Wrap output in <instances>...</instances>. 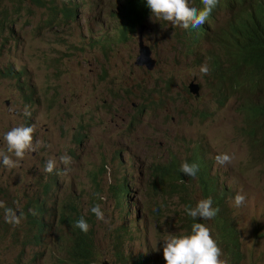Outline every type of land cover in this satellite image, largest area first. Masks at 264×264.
<instances>
[{"label":"rangeland","instance_id":"1","mask_svg":"<svg viewBox=\"0 0 264 264\" xmlns=\"http://www.w3.org/2000/svg\"><path fill=\"white\" fill-rule=\"evenodd\" d=\"M68 1L77 9L74 18L64 14ZM120 6L118 0H0V153H7L3 137L13 127H34L40 142L17 168L0 161V264H66L71 231L60 212L70 204L93 218V264H133L123 263L115 248L120 233L128 255L167 264L164 240L182 233L179 200L155 189L149 170L171 156L183 163L194 151L207 155L231 190L242 264H264V170L251 163L257 154L241 132L242 98L219 106V80L208 63L219 51L215 33L230 13L223 8L208 35L187 44L188 35L179 41L181 27L151 14L144 34L155 60L149 71L136 65L138 32L120 36ZM205 63L207 75L200 72ZM192 81L201 87L198 99L189 92ZM222 153L230 163H217ZM64 155L70 164L60 160ZM50 159L56 162L52 173L44 171ZM124 177L133 194L119 205L113 187ZM237 194L245 197L239 207ZM42 203L46 230L36 243L30 238L40 237ZM96 205L104 221L92 213ZM6 208L23 214L19 225L6 221ZM221 259L227 264L224 254Z\"/></svg>","mask_w":264,"mask_h":264},{"label":"trees","instance_id":"2","mask_svg":"<svg viewBox=\"0 0 264 264\" xmlns=\"http://www.w3.org/2000/svg\"><path fill=\"white\" fill-rule=\"evenodd\" d=\"M119 1L121 2L117 15L119 33L122 39H126L129 35H134L140 25L148 22L152 12L147 7L146 0ZM193 6L198 9L204 7L202 0H194ZM223 8L230 13V17L213 38L219 51L208 56V63L212 67L211 75L219 80L216 100L222 107L232 97L242 98L240 108L243 112L244 127L241 132L249 139L247 143L250 150L257 154L251 159V163L261 164L264 170V0H219L207 19L209 22L206 21L198 28L182 29L179 41L181 36L187 38L188 35L189 40L184 44L192 41L199 43L204 35H208L210 23L215 22V15ZM63 11L67 18H74L77 14V9L70 1ZM187 162L199 165L195 177L183 174L180 170L182 161L179 162L173 156L169 163L155 164L152 170L154 188L179 200L180 209L177 219L182 231L181 235L190 234L193 223L209 225L211 231H214V239L227 259V264H242L245 256L237 221L229 209L230 191L223 183L220 184L218 177L213 176L212 166L207 160L189 155ZM127 178L124 177L113 187L119 205L128 203L133 194L131 182L127 183ZM50 188L49 185L48 189ZM196 194L200 200L212 198L213 207L219 209L213 219L194 220L187 214L186 208L195 207L199 202L195 197ZM61 211L62 222L69 226L71 231L70 244L66 250V264H93L96 255L93 218L82 214L81 210L71 204L63 206ZM44 213V205L39 204L37 206V214L40 215L37 220L39 234L43 232ZM81 217L90 225L88 233L75 227ZM126 232H129V229H126ZM41 240L42 237L37 235L30 238V241L36 243H40ZM125 244V234L120 233L115 248L123 263L132 259L133 264H149L147 258L128 255Z\"/></svg>","mask_w":264,"mask_h":264},{"label":"clouds","instance_id":"3","mask_svg":"<svg viewBox=\"0 0 264 264\" xmlns=\"http://www.w3.org/2000/svg\"><path fill=\"white\" fill-rule=\"evenodd\" d=\"M146 2H147V7L151 10L153 16H155L158 20L168 21L173 26H178L181 27L182 29L187 30L189 28H193V29L198 28L201 25H203L207 21L212 10L218 5L219 0H202V3L204 5L203 9H198L194 6H190L189 0H146ZM143 25H145L148 29H150L145 22L144 24L138 27L137 32L139 31V28ZM138 42H139V38H138ZM151 57H152V52H151ZM200 72L205 75L209 74L210 69L207 63H205L200 67ZM189 85H188V89H189ZM190 94L192 93L190 92ZM200 95H201V87H200ZM25 115L31 116V113L26 110ZM34 131H35L34 127L31 126H18V127H13L10 131L5 133L3 139L7 143V153H0V161H2V164L5 167L9 169L19 167L20 162L24 159L27 153H34L38 150V148L40 147V142L34 140ZM191 156L193 158H200L203 160H207L212 166L213 176L218 177L220 184L221 183L224 184V181L221 179L220 173L218 171L213 170L214 163L207 158V155L198 151H194L191 154ZM187 158L188 157L183 159V164L181 165L180 170L183 174L189 177H195L199 171V165L195 163L189 164L187 162ZM215 159L217 163L224 165L230 163L232 157L227 153H222L217 155ZM60 160L65 165L71 163V157L68 155L61 156ZM154 165L155 164H153L152 169L149 170L150 174H152ZM55 168H56V162L50 159L47 161L44 171L48 173H52L55 170ZM128 178H127V183L130 181L128 180ZM51 182L55 183V181H51ZM47 184L51 186L49 182ZM228 190L230 191L228 195L229 209L232 212L230 206L231 190L230 189ZM195 197L199 201L196 204V206L186 208L187 214L190 217H192L194 220L198 218H201L202 220H211L218 214L219 209L213 207V200L211 197L203 200H200V197L197 194L195 195ZM100 199L103 200L104 197L101 196ZM234 199H235V205L237 207L243 205L245 202V197L240 194H237ZM42 204L44 205L45 213L42 216L44 227H43V232L40 234V236L43 238V235L46 230V223L44 219L47 213V209L45 207V203ZM0 206H3L2 202H0ZM91 211L92 213H94V215L98 220L101 221L105 220V212L102 210L100 205L94 206L91 209ZM22 215L23 214H21V216ZM21 216H18L16 211L11 208L5 209V219L10 224L19 225L21 223ZM75 227L79 228L84 233H88L90 230L89 223L83 217L77 220ZM222 256H223V251L219 247L217 241L213 238L211 229L203 223H198V222L193 223L190 234L171 235L164 240L163 257L164 260L167 262V264H226V261L221 259Z\"/></svg>","mask_w":264,"mask_h":264},{"label":"water","instance_id":"4","mask_svg":"<svg viewBox=\"0 0 264 264\" xmlns=\"http://www.w3.org/2000/svg\"><path fill=\"white\" fill-rule=\"evenodd\" d=\"M150 31L145 25L141 26L138 31V38H139V56L136 61V65L145 66L147 70L151 71L154 68L155 60L151 57V50L145 44L144 40V32ZM190 92L195 95L196 98L200 96V87L195 81L191 82L189 85Z\"/></svg>","mask_w":264,"mask_h":264}]
</instances>
